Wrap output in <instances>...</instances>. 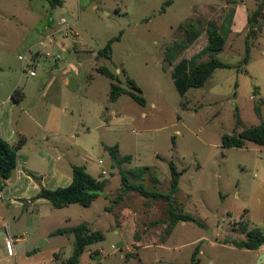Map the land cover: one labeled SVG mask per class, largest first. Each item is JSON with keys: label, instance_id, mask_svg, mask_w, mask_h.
Masks as SVG:
<instances>
[{"label": "rangeland", "instance_id": "obj_1", "mask_svg": "<svg viewBox=\"0 0 264 264\" xmlns=\"http://www.w3.org/2000/svg\"><path fill=\"white\" fill-rule=\"evenodd\" d=\"M69 1H75L74 13L52 9L43 0H0V130L10 113L6 101L14 102L12 94L19 89L24 98L14 102L11 115L17 127L29 130L31 153L63 151L64 160L84 165L92 175L107 169L108 175H99L109 185L106 206L123 203L134 221L119 233L103 222L99 229L105 239L88 247L83 264H192L197 248L199 264H259L264 246L252 251L234 242L246 240L254 228L264 233V147L250 141L243 148L224 147L222 138L243 130L237 114L247 127L264 122V14L248 21L259 6L264 10V0ZM236 4L244 6L236 21V32L242 30L231 32L218 54L231 67L217 69L203 87L181 97L166 51L180 43L176 62L208 60L202 51L209 25L227 24ZM61 18L73 28L58 26ZM48 21L64 29L55 35L50 27L45 30ZM194 31L200 36L191 41ZM247 39L251 60L241 66ZM110 41V58L100 56ZM129 79L142 90L145 106L127 94L110 100L111 84L129 89ZM116 145L118 159L130 156V161H114L108 148ZM171 162L183 173L176 203L199 223L180 222L168 233L167 202L123 193L121 178L149 167L146 187L167 193ZM34 181L40 188L42 183ZM103 205L98 199L91 207L56 209L48 203L26 211L7 208L0 199V264H65L74 237L50 232L87 224L102 214ZM8 235L14 237L13 254Z\"/></svg>", "mask_w": 264, "mask_h": 264}, {"label": "trees", "instance_id": "obj_2", "mask_svg": "<svg viewBox=\"0 0 264 264\" xmlns=\"http://www.w3.org/2000/svg\"><path fill=\"white\" fill-rule=\"evenodd\" d=\"M47 2L52 9L61 7L63 5L62 0H43ZM233 3L232 0H229ZM264 10L262 6H259L252 18L248 21L251 23L257 21L258 18L263 16ZM235 12L232 10L230 13V20L227 24H217L211 22L207 30L208 44L202 51V54L208 53L209 59L200 63H196L195 58L190 60L181 59L176 62L178 56L181 53L182 45L180 43L175 44L172 48L166 51L167 61L171 66L174 65L172 77L175 82L176 89L181 97H184L189 89L201 88L212 77L217 69L228 68L231 65L223 62L219 57L226 45V42L232 32V25L234 21ZM200 36V32H192L190 37L191 41L196 40ZM111 43L110 41L106 48L99 52L102 57L110 58L111 56ZM251 48L248 39L246 40V55L242 60L241 66H246L251 60ZM246 71V69H245ZM100 72L109 77L112 81L117 80V76L107 68H101ZM129 89L123 88L118 83L111 84L110 100L115 102L120 96L127 94L138 104L145 106L146 100L141 95L142 90L136 84L134 80H128ZM24 98V93L16 89L12 94V100L15 103H20ZM255 112L258 117H261V108L255 106ZM243 126V130L238 135H225L223 136L224 147H238L243 148L247 141L253 142L259 146L264 147V122L262 121L258 125L247 127L243 125L242 119L237 114V126ZM25 138H20L16 144H11L4 138H0V191L5 187V183L9 180L18 165V153L20 149L25 145ZM114 161H130L131 157H125L123 160L118 159V146L108 148ZM171 180L170 187L167 193L159 192L155 189L149 190L145 185L146 175L151 170L149 167H140L133 169L128 173H123L121 178L123 193L136 192L142 197L147 199H153L156 201H165L168 206L166 209L169 215V227L168 233H171L172 229L180 222H194L199 223L192 215L184 213L180 209V205L176 203V195L179 191L180 178L182 172L178 171L177 166L171 162ZM34 180L40 181L34 175H31ZM154 182L157 183L155 179ZM106 181L101 176L94 177L86 169L84 165H74L72 167V183L67 187H59L56 189H48L40 185L37 194L29 201L35 202L37 200H47L50 204L57 209L64 208L72 204H79L83 207H89L94 201L100 197L105 196ZM120 200L123 198L119 197ZM24 202V208L27 200ZM246 229V228H244ZM247 230H245L246 232ZM52 235H67L74 237L72 255L66 261L65 264H82L81 259L86 249L98 242H102L105 239V235L100 230H92L87 224H81L75 228H61L53 232ZM234 245L240 249H247L256 251L264 246V233L257 228L247 231V239L241 242H234ZM200 249L197 248L192 256V264H199L200 260L198 255ZM64 264V263H63Z\"/></svg>", "mask_w": 264, "mask_h": 264}, {"label": "crops", "instance_id": "obj_3", "mask_svg": "<svg viewBox=\"0 0 264 264\" xmlns=\"http://www.w3.org/2000/svg\"><path fill=\"white\" fill-rule=\"evenodd\" d=\"M62 1H63V5L61 6L62 9L66 8L69 13L75 12L76 10L75 1H71V2L69 0H62ZM235 2L237 1L234 0L232 4H235ZM242 8L244 9V6L241 7L238 4H236V7L233 8L235 12L234 21L232 25L233 33H240L242 30L241 29L242 27H241L240 31L236 32L238 30L236 28V21L240 17ZM244 18H248L247 13L244 14ZM61 19H60V22L58 23V26L63 25L61 24ZM49 27L51 28V30H55L54 31L56 32L54 33L55 35L59 34L60 31L65 28V27L64 28L62 27L60 29H56L58 27L57 26L55 27L54 21H48L45 24V30L49 29ZM69 27L70 29L73 28L72 25H70ZM45 37L48 38V33ZM39 54L40 53H37V55ZM11 100H12V97H11ZM6 102H7L6 105L7 106L9 105L10 113L6 112V114L4 115L3 122H2V129L0 130V138H4L5 140H7L9 143L13 145L16 144L20 138H25L26 142H25V145L20 149L18 153V165H17V168L13 176L9 180L6 181L5 187L3 188V190L0 191V199L4 200V204L6 205L7 208H10V207L20 208L22 206L23 210L28 211L30 209H33L37 211L38 206L48 205V203L50 202L47 200H37L35 202L29 201L32 197H34V195H36L37 191L39 190V185L33 180L31 175H34L37 178H39L42 185L48 189L67 187L72 183V167L74 166V164H73V161L64 160L66 156H65V152L63 151L61 152V154H52L46 151L45 149L42 150L41 148H39L37 151L31 153L32 150L27 148L29 144V142H27L28 141L27 138L30 132L25 127L19 128L14 124L11 111L13 112L15 103L11 102L10 100ZM61 111L63 112L64 108ZM107 120L108 121L106 122V124H110L112 119L111 117H109ZM47 130H51V132L53 131L52 129H47ZM60 131H62V129ZM62 132L60 133L57 131L55 133L59 134V136H62ZM47 148H48L47 150L49 151L52 150V148H50L49 145ZM26 149H27V152H26ZM70 168H71V171H70ZM100 169L102 170L104 168L100 167ZM105 170L107 171V169ZM99 175H101V172H99L98 175H92V176L99 177ZM105 181H106L105 196L99 198V199H102L103 204H104L103 212L99 216L93 217V219H91L90 222H88L87 224L92 230L102 231L101 229H99L100 226L102 225L103 222L108 221L110 228H113L115 233L126 232L130 229V222L134 221V218L130 217L128 214L130 209L122 208L123 203L114 206V209H111L110 207L108 208L106 206L111 198H109L110 193L107 191V188L109 187L108 182L107 180ZM22 200L28 201L25 204L26 209H24V202H22ZM96 201H94L93 203H95ZM115 213L116 215L119 216V220L122 221L121 223H119V221H116L115 215H113ZM6 230L8 231L7 228ZM55 231L56 230L51 231L49 235L50 236H60V237L66 236V235H52L53 232ZM87 250L90 251L88 248L86 249V251ZM59 251H56L55 253ZM64 259H65V256H64ZM81 262L83 264L82 259H81Z\"/></svg>", "mask_w": 264, "mask_h": 264}, {"label": "built area", "instance_id": "obj_4", "mask_svg": "<svg viewBox=\"0 0 264 264\" xmlns=\"http://www.w3.org/2000/svg\"><path fill=\"white\" fill-rule=\"evenodd\" d=\"M61 24L67 25L65 28L68 29L69 26H68L67 19L62 18L61 19ZM29 74L32 77L36 75V73H35L34 70H30V73ZM99 164L102 165L103 162L102 161H99ZM101 174L105 176V175L108 174V172L105 169H102L101 170ZM6 245H7L8 253L9 254H13L14 237H12L11 235H8V238H7V241H6Z\"/></svg>", "mask_w": 264, "mask_h": 264}, {"label": "water", "instance_id": "obj_5", "mask_svg": "<svg viewBox=\"0 0 264 264\" xmlns=\"http://www.w3.org/2000/svg\"><path fill=\"white\" fill-rule=\"evenodd\" d=\"M264 262V254H262V256L259 258L258 263L262 264ZM161 264V263H160Z\"/></svg>", "mask_w": 264, "mask_h": 264}]
</instances>
